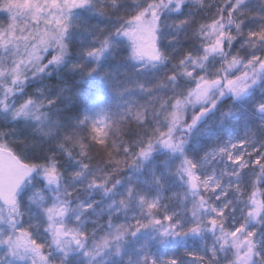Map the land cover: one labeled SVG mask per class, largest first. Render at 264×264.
<instances>
[{
	"label": "snow or ice",
	"instance_id": "snow-or-ice-1",
	"mask_svg": "<svg viewBox=\"0 0 264 264\" xmlns=\"http://www.w3.org/2000/svg\"><path fill=\"white\" fill-rule=\"evenodd\" d=\"M0 264H264V0H0Z\"/></svg>",
	"mask_w": 264,
	"mask_h": 264
}]
</instances>
